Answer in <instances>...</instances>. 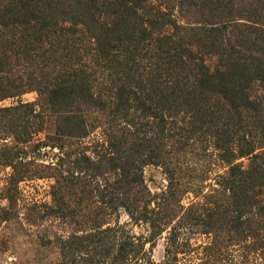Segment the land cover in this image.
<instances>
[{
  "label": "rangeland",
  "instance_id": "rangeland-1",
  "mask_svg": "<svg viewBox=\"0 0 264 264\" xmlns=\"http://www.w3.org/2000/svg\"><path fill=\"white\" fill-rule=\"evenodd\" d=\"M113 1L0 0V264H264V0Z\"/></svg>",
  "mask_w": 264,
  "mask_h": 264
},
{
  "label": "trees",
  "instance_id": "trees-1",
  "mask_svg": "<svg viewBox=\"0 0 264 264\" xmlns=\"http://www.w3.org/2000/svg\"><path fill=\"white\" fill-rule=\"evenodd\" d=\"M26 4L23 5L25 7L29 6L30 0H25ZM120 2V1H119ZM114 0L111 5H116L119 7H124L126 5H121V3ZM36 25H29V28L31 30L32 34H35L39 31L35 30ZM145 31V29H144ZM149 36V35H148ZM148 37L147 43L142 45L139 48V52L142 51L140 54V58L145 60L143 62V66L141 67L137 63V70L141 75L142 72L144 76V81L148 84V90L143 92L144 95H142V98L144 101H154V100H160L163 96H172V95H182L184 90V86L186 83L184 82V76L179 75V73H176V67L181 68L180 73L184 72V67H187V63L185 61H181L180 58H175L176 53L170 54L168 50L162 51L160 49H157L155 51H152L154 49L153 43H159L160 38H154L155 41H151ZM145 39H142V41ZM138 43L141 42V40H137ZM119 43L122 44V42H119V40L116 42L115 45L111 46L112 48H115L116 46H119ZM35 48L31 49L34 50ZM182 63V64H181ZM80 72V70H77ZM74 70H71L70 74L74 75ZM172 73H174V76L172 77ZM144 88V87H143ZM187 88V87H186ZM145 90V89H144Z\"/></svg>",
  "mask_w": 264,
  "mask_h": 264
}]
</instances>
